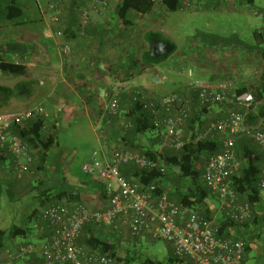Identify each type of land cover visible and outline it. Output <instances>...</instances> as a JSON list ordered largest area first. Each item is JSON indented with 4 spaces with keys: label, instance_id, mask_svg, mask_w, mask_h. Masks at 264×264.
Segmentation results:
<instances>
[{
    "label": "crops",
    "instance_id": "0c3cea01",
    "mask_svg": "<svg viewBox=\"0 0 264 264\" xmlns=\"http://www.w3.org/2000/svg\"><path fill=\"white\" fill-rule=\"evenodd\" d=\"M46 1L41 0L39 3L36 2L35 6L27 7L25 9L26 18L21 24H0V44L11 45L4 59L22 64L26 68L25 72L19 76L7 75L6 84L13 83L14 88L22 86L25 89L22 90V95L28 94L29 96V101L26 102L24 100L21 102L0 100V105L3 104L10 108L17 105L19 109L14 115L23 114L39 105L44 106L50 113V126L55 138L46 158L37 157L38 171H35L34 174L26 175L21 179L14 178L12 159L0 161V207L3 193L8 194L12 185H16L20 191L25 187L55 190L78 189L81 192L82 202L88 207L93 210L107 209L109 198L103 186L84 172L85 178L76 175L70 167L68 169L62 167L69 155L68 150L71 149L68 147L70 140H67L64 135L73 134L75 137L71 140L80 141L83 146L91 148L89 161H85L86 163H90L96 158L103 159L113 149L122 148L130 151L132 144L136 146L138 143L143 144L144 138L133 139L130 133H124V125L127 123L124 115L130 112L134 92L137 89L144 88L151 101H159L161 97L166 96L161 89L151 85V80L160 65L166 64L165 73L167 72L166 75L169 79L166 88L171 90L167 95L179 93L190 97L192 112L198 114L194 132H201V134L208 131L212 122H209L206 114L211 106L216 105L200 108L197 99L196 103L193 102V95L197 94L198 97L199 94V90L194 85L196 82L209 85L214 92L229 93L234 89L247 88V92L252 93L251 90L262 87L264 62L256 52L252 57H248V66L257 64L260 72V81L255 84L250 78L244 80L245 77L241 75L235 78L233 75L236 73L228 70V68L233 70V59L241 56L237 55L239 53L237 50L233 51L225 47L207 46L205 52L201 48L199 52L196 50L180 51V54L170 56L159 65L142 64L141 58L146 52V37L149 33H153L151 32L154 29L153 26L158 27L161 24L160 14L162 15L163 12L156 7V0H154L155 5L152 11L148 14L139 16L133 12L129 13L127 23L119 20L116 14L117 6L121 0H110L109 8L100 11V13L92 8L90 21L84 28L83 35L77 33L83 4L76 3L75 5L72 4V1L67 0L63 5H60L59 17L62 36L54 34L59 27L53 25L52 14L45 5ZM200 1L198 0V2ZM260 1L263 2V7L257 8L255 15L264 17V0H214L215 11L226 15L234 14L236 11L243 12L245 6L254 9ZM183 2L184 0L181 1V4ZM203 3L202 9L207 2L203 0ZM163 16L166 17V22L171 18L170 13L166 10ZM178 19L180 22L187 20L184 17ZM199 44H195V46ZM64 45L71 47L70 55L63 52ZM191 51H195V53L192 52V54ZM261 68H263L262 71ZM187 73H189V77ZM227 79H234V81L229 83ZM236 79L239 81L235 82ZM256 83H258L257 86ZM4 88L8 89V87ZM115 94L121 98L119 117L109 116L106 112L109 100ZM263 104V101L259 102L256 110L251 114L256 117L251 125L264 127ZM228 110L215 114L213 122L224 117ZM0 114L3 113L0 112ZM176 114L177 111L174 110L172 115ZM160 115L165 117L168 114L163 111ZM191 134H186L185 137H189ZM208 140L218 141L219 153L223 151V141L214 132L209 135ZM257 149L264 157V153L258 147ZM33 181L36 183L35 187ZM215 205L218 210L219 203L217 202ZM215 205L213 204V207ZM37 224L36 229L29 228V234L23 242H18V238L10 237L6 240L0 254V264H9L7 251L15 252L20 245L40 244L51 238V231L47 223L41 220ZM97 225H94L93 228L83 229L80 235L81 240H88L92 233L98 236L101 231L108 238H116L123 232L117 233L110 227ZM107 229L112 231V236L106 232ZM152 236H154V232L149 230L143 236L133 237V239L139 238L141 241L143 238ZM83 247L86 252L91 251L89 247ZM42 262L40 256L34 255L17 260L12 264H42Z\"/></svg>",
    "mask_w": 264,
    "mask_h": 264
},
{
    "label": "built area",
    "instance_id": "2783aa9c",
    "mask_svg": "<svg viewBox=\"0 0 264 264\" xmlns=\"http://www.w3.org/2000/svg\"><path fill=\"white\" fill-rule=\"evenodd\" d=\"M65 1L47 0L45 4L52 14L53 25L59 27L54 32L56 36L63 35L59 14L60 5ZM84 1L77 28L80 35H83L90 21L92 8L100 13L110 6L109 0ZM63 52L70 55L72 49L64 45ZM167 82L168 77L161 68H157L151 85L161 86ZM194 85L199 90L197 101L200 108L226 103L230 105L223 118L210 124L206 133H199L194 139L191 136L185 137L186 124L193 115L191 100L186 94L172 93L154 103L148 99L144 88H140L134 92V101H148L155 115V126L165 127L162 144L165 148L180 150L191 140H208L212 132L221 138L223 151L207 159L203 181L219 203V216L237 224L246 223L252 218V208L232 189L230 179L242 169V162L237 155L238 139L253 142L264 153V127L248 123V117L256 110L259 102L250 92L229 100L228 92H214L209 85L199 82ZM162 110L168 114L163 119L159 118ZM174 110L177 111L176 115H172ZM120 111L121 98L115 94L110 98L106 112L109 116L119 117ZM35 120L43 121L41 131L44 136L53 134L50 113L42 105L19 115L0 114V153L7 152L12 157L14 178L21 179L35 173L36 155L12 130ZM132 130L133 124L127 122L124 133ZM132 165L141 170L157 168L161 173L165 172L162 165H156L138 152L122 148L113 149L103 159L96 158L84 164L83 172L104 187L109 207L93 210L83 202L49 204L43 210L41 220L50 228L51 238L40 244L20 245L15 252L7 251L9 264L34 255L42 258V264H119L111 256L86 252L78 245L84 227L89 224L110 227L117 233L125 230L132 237L143 236L151 230L155 237L172 247L175 257L184 260L186 264H243L246 253L243 241L219 238L216 219H208L172 201L167 193L158 192V180L147 184L129 181L121 170ZM258 186L264 191V166ZM108 233L112 236V231L108 230Z\"/></svg>",
    "mask_w": 264,
    "mask_h": 264
},
{
    "label": "trees",
    "instance_id": "16d2710c",
    "mask_svg": "<svg viewBox=\"0 0 264 264\" xmlns=\"http://www.w3.org/2000/svg\"><path fill=\"white\" fill-rule=\"evenodd\" d=\"M72 4H83L84 0H69ZM182 0H160V5L169 13H175L182 9ZM83 2V3H82ZM110 2V0H109ZM63 5V4H62ZM155 5L154 0H121L117 6L116 14L119 20L127 21L129 13H136L139 16L148 14ZM25 8L21 0H0V24L15 23L21 24L25 20ZM212 36V34H209ZM156 39L162 41L156 33H149L146 40L149 49L144 52L141 58L142 64L159 65L174 54L175 50L162 58H153L151 55V42ZM215 41L208 46L223 47L225 46L224 37H214ZM255 40L258 44V55L264 62V32H255ZM174 45V44H173ZM175 46V45H174ZM11 45L0 44V73L10 76H19L25 72V66L16 64L4 59ZM250 54L252 52H249ZM248 55V57L251 55ZM254 54V53H253ZM254 96L256 100L264 103V71L262 74V87L255 88ZM248 89L238 91L237 95L246 93ZM9 89L0 86V100L8 101L11 98ZM130 112L125 114L127 122L133 124V130L130 133L133 139L146 138L150 142L149 145L138 143L137 146L132 144L130 151L138 152L156 165H162L165 172L161 173L159 169L141 170L135 166H125L121 172L129 181H137L139 183H150L158 180L160 190L158 192L168 193L171 200H175L187 209L205 216L208 219L217 220V236L223 239L241 240L245 244V257L243 264H248L250 253L260 243L261 236L264 234V194L258 186V180L264 166V157L257 149L256 145L247 139L241 138L237 142V155L242 162L241 171L230 179L232 189L252 208V218L246 223L237 224L223 216H217L213 208L214 196L203 181L204 166L207 159L211 155L218 154L219 142L216 140L196 141L191 140L182 149L175 148L161 149L163 137L165 134L164 126H155V115L149 107L148 101L139 99L134 101ZM197 94L193 95V102L196 103ZM150 100V99H149ZM151 101V100H150ZM158 103V101H152ZM264 108V104L262 105ZM163 112V110L161 111ZM163 119L164 116L160 115ZM197 113H193L192 117L186 124V134L194 139L199 132H194L195 121L198 119ZM256 120L254 115L248 117L249 124H253ZM42 120L28 122L23 127H14L13 134L19 136L34 151L37 157L45 159L47 152L53 145L55 138L53 135L44 136L41 129ZM12 157L7 152L0 153V161H7ZM13 161V160H12ZM34 170L37 172V166ZM39 189V199L42 207H47L54 203H74L82 202L78 189ZM106 193V191H105ZM107 195V193H106ZM38 217V212L32 214L30 219ZM96 224H89L86 228H93ZM98 226V225H97ZM30 229L22 227H13L6 231L0 229V254L5 246L6 240L10 238H25L28 236ZM97 231V229H96ZM102 233V234H101ZM139 238L133 239L132 244H123L120 236L116 238H108L103 231L98 236L93 235L88 240L79 238L78 245L82 248L87 246L90 252H96L108 255L117 260L119 264H186L184 260L175 257L172 247H170L169 255L165 261H160L149 255L144 254L137 247Z\"/></svg>",
    "mask_w": 264,
    "mask_h": 264
},
{
    "label": "rangeland",
    "instance_id": "374dc122",
    "mask_svg": "<svg viewBox=\"0 0 264 264\" xmlns=\"http://www.w3.org/2000/svg\"><path fill=\"white\" fill-rule=\"evenodd\" d=\"M21 1L25 9L27 7L36 5L35 0ZM205 1L207 2V4H205V7H203L202 9L201 5H204L203 0H201L200 2H198V0H194L192 2H190L189 0H184V2L182 3V11L170 13L171 18L166 22V17L163 16V14H165V10H163L162 6L160 5V0H156V7L158 8V10L163 12V14H160V26H153L152 28L154 29H152L151 32L156 33V35H158L162 41L171 42L175 45L176 51L173 55L180 54V51L188 52L190 50H196L197 52H199L200 48L203 49V52H205L206 47L215 41V36L224 37L226 39L224 40L225 46L223 47L230 48L233 51L237 50L239 52L237 55L241 56L240 58H232L233 70L229 68L228 70L236 73V75H233L235 76V78L241 75L245 77L244 80L250 78L254 84L255 82H259L260 72L258 70V65L250 64V66H248V55L250 54L249 52H252L250 54L252 57L253 53H257L258 51L259 43L255 40L254 32L256 30L259 32H264V17L262 15H255L257 8L259 9L260 6L263 7V2L260 1V3H257L256 8L254 9L250 8L249 6H245L243 12L236 11L234 14L230 13L226 15L220 14L215 11L216 7L214 0ZM180 17L187 18L186 22H180L178 19ZM209 34H212V36H209ZM200 42L203 44H199ZM195 44L199 45L195 46ZM148 49L149 44L147 40H145V51L147 52ZM192 52L193 51H191V53ZM193 53H195V51ZM157 68H161L163 73L165 75L167 74V72L165 73L166 64L160 65ZM262 69L263 68H261V71ZM187 75L189 77V73H187ZM6 79L7 75L0 73V86L8 87L12 95L9 99L11 102H21L23 100L24 102L29 101L28 94L22 95L23 91L21 90H25L22 86L14 88L13 83L6 84ZM227 81L231 83L230 81H234V79H227ZM236 81L239 80L236 79L235 82ZM167 83L161 86H156L158 89L162 90V93L164 95H167L171 91L166 88ZM257 84L258 83H256V86ZM242 89L243 88L230 91L228 93L229 100L234 98L238 94V91ZM252 93L255 94V92ZM2 105H0V112L3 114L6 113L14 115L19 109L17 105H13L11 108L4 105L2 107ZM229 107L230 105L228 103L223 106H211L209 108L210 110L206 114L209 122L213 123V121L215 120L214 116H216L215 114L225 112ZM64 137L67 140H70L68 141V147H70L71 149L68 150L69 155L66 157V160L64 161L62 167L64 169H68L70 167L75 171L76 175L85 178V174L83 173L82 168L86 163L85 161H89L88 157L91 153V148L86 145L83 146V143L80 141L71 140L73 137H75L73 134H65ZM143 144L147 146L148 144H150V142L148 141V139L144 138ZM161 149L166 148L161 146ZM17 182H19V180ZM33 186H36V183L34 181ZM9 191L10 192L8 194H6V192L3 193V198L1 201L0 229L8 231L13 227L36 229L38 225L37 223L41 222V214L45 209L41 206V201L38 196L40 190L36 188L25 187L20 191L18 190L16 185H12ZM217 202V199L214 197L213 204L215 205ZM213 208L216 211L217 216H219L217 205H215ZM35 212H38V217H33L32 219H30L32 214ZM106 232L108 233V229L106 230ZM119 236H121V240L123 239V244H132L133 237H131L128 231L124 230ZM23 241L24 238H18V242ZM169 246L170 245L168 243L158 239L155 236L146 239L143 238L141 241L139 240L137 242V247L140 248V250L144 254L160 261H165L167 259L170 250ZM248 264H264V234L261 236L260 243L250 253V260L248 261Z\"/></svg>",
    "mask_w": 264,
    "mask_h": 264
},
{
    "label": "water",
    "instance_id": "95a60500",
    "mask_svg": "<svg viewBox=\"0 0 264 264\" xmlns=\"http://www.w3.org/2000/svg\"><path fill=\"white\" fill-rule=\"evenodd\" d=\"M174 50L175 46L171 42L159 41L156 39L151 42V55L153 58L165 57L171 54Z\"/></svg>",
    "mask_w": 264,
    "mask_h": 264
},
{
    "label": "bare ground",
    "instance_id": "6f19581e",
    "mask_svg": "<svg viewBox=\"0 0 264 264\" xmlns=\"http://www.w3.org/2000/svg\"><path fill=\"white\" fill-rule=\"evenodd\" d=\"M228 110V109H227ZM223 118V117H222Z\"/></svg>",
    "mask_w": 264,
    "mask_h": 264
}]
</instances>
